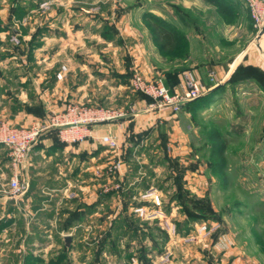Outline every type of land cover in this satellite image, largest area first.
<instances>
[{"label": "rangeland", "instance_id": "obj_1", "mask_svg": "<svg viewBox=\"0 0 264 264\" xmlns=\"http://www.w3.org/2000/svg\"><path fill=\"white\" fill-rule=\"evenodd\" d=\"M137 74L211 89L156 109ZM69 104L123 112L99 124L123 121L119 147L100 130L32 160L50 132L16 165L0 144V264H264V37L244 0H0V123Z\"/></svg>", "mask_w": 264, "mask_h": 264}, {"label": "built area", "instance_id": "obj_2", "mask_svg": "<svg viewBox=\"0 0 264 264\" xmlns=\"http://www.w3.org/2000/svg\"><path fill=\"white\" fill-rule=\"evenodd\" d=\"M244 4L251 13L255 30L259 36L264 28V0H244ZM132 86L135 90L157 101L152 105L153 108L173 107L175 110H180L186 102L201 97L211 89L204 87L191 74L186 76L183 94H171L162 78L146 80L138 74L133 78ZM123 115H125L123 112L104 106L69 104L60 110L48 113L44 120L37 121L30 126H11L1 122L0 144L10 149L16 165L18 163L25 165L30 150L43 135L53 132L65 144L83 143L96 139L97 125L117 120ZM100 139L110 149L119 147V141L113 134L103 135ZM21 172V169H16L10 180V188L15 195H21L27 191V184L21 179Z\"/></svg>", "mask_w": 264, "mask_h": 264}, {"label": "crops", "instance_id": "obj_3", "mask_svg": "<svg viewBox=\"0 0 264 264\" xmlns=\"http://www.w3.org/2000/svg\"><path fill=\"white\" fill-rule=\"evenodd\" d=\"M58 110H60L62 107L61 106H57ZM121 122L123 121H118L117 123H109L107 124V126H96V131H100L102 133L106 132V133H112L114 135H118V129L117 127L122 126ZM104 130V132H103ZM101 135V134H100ZM56 140V139H54ZM59 140V139H58ZM89 142V141H86ZM65 143L59 141H51L50 139H44L41 142H39L37 145H35L34 149H33V154H32V160H36L39 159L41 160L42 156L44 157L45 154L46 155H50L53 151H57V150H62V149H67V147H64ZM96 145L94 142L91 143V146ZM47 151V152H46ZM52 158V155L50 156ZM43 163V162H42ZM44 165V164H43ZM39 172L37 173H42V168L40 167L38 169ZM46 188V187H44ZM66 188V187H65ZM55 190V189H64V187L62 186H52L47 188V190Z\"/></svg>", "mask_w": 264, "mask_h": 264}, {"label": "trees", "instance_id": "obj_4", "mask_svg": "<svg viewBox=\"0 0 264 264\" xmlns=\"http://www.w3.org/2000/svg\"><path fill=\"white\" fill-rule=\"evenodd\" d=\"M152 26L158 42L164 49L172 51L178 47L179 36L176 31L168 29L167 27L156 21H152Z\"/></svg>", "mask_w": 264, "mask_h": 264}, {"label": "water", "instance_id": "obj_5", "mask_svg": "<svg viewBox=\"0 0 264 264\" xmlns=\"http://www.w3.org/2000/svg\"><path fill=\"white\" fill-rule=\"evenodd\" d=\"M263 34H264V28L260 32L259 37L263 36ZM65 240H66V245L70 246V243H71V240H72V236L71 235H67Z\"/></svg>", "mask_w": 264, "mask_h": 264}, {"label": "bare ground", "instance_id": "obj_6", "mask_svg": "<svg viewBox=\"0 0 264 264\" xmlns=\"http://www.w3.org/2000/svg\"><path fill=\"white\" fill-rule=\"evenodd\" d=\"M264 37V36H263Z\"/></svg>", "mask_w": 264, "mask_h": 264}]
</instances>
